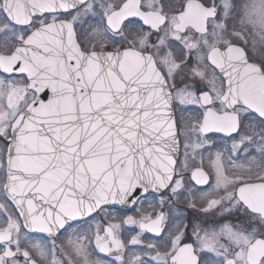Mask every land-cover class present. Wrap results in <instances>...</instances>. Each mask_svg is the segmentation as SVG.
<instances>
[{
  "label": "snow or ice",
  "instance_id": "snow-or-ice-1",
  "mask_svg": "<svg viewBox=\"0 0 264 264\" xmlns=\"http://www.w3.org/2000/svg\"><path fill=\"white\" fill-rule=\"evenodd\" d=\"M0 264H264V0H0Z\"/></svg>",
  "mask_w": 264,
  "mask_h": 264
},
{
  "label": "flooded vegetation",
  "instance_id": "flooded-vegetation-1",
  "mask_svg": "<svg viewBox=\"0 0 264 264\" xmlns=\"http://www.w3.org/2000/svg\"><path fill=\"white\" fill-rule=\"evenodd\" d=\"M181 207H184V205H181ZM114 215H119V216H124V215H135L134 212L130 211V210H119V211H114L113 212ZM187 214L189 216V218L191 219L192 218V210L191 209H188L187 210ZM104 213H101V218L104 217ZM106 222V221H105ZM85 228H87V225H85ZM129 233L126 231L125 232V236H128Z\"/></svg>",
  "mask_w": 264,
  "mask_h": 264
},
{
  "label": "water",
  "instance_id": "water-1",
  "mask_svg": "<svg viewBox=\"0 0 264 264\" xmlns=\"http://www.w3.org/2000/svg\"><path fill=\"white\" fill-rule=\"evenodd\" d=\"M121 210H126V209L121 208Z\"/></svg>",
  "mask_w": 264,
  "mask_h": 264
}]
</instances>
